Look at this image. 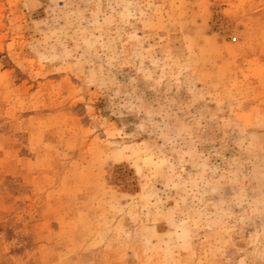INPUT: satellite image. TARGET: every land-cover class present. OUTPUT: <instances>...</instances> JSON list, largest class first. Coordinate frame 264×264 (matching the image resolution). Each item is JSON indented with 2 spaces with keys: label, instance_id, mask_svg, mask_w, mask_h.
<instances>
[{
  "label": "rangeland",
  "instance_id": "1",
  "mask_svg": "<svg viewBox=\"0 0 264 264\" xmlns=\"http://www.w3.org/2000/svg\"><path fill=\"white\" fill-rule=\"evenodd\" d=\"M0 264H264V0H0Z\"/></svg>",
  "mask_w": 264,
  "mask_h": 264
}]
</instances>
